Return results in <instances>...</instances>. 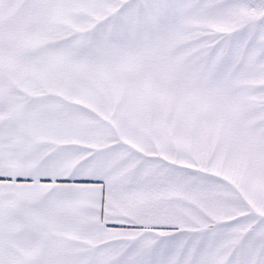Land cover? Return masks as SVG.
I'll use <instances>...</instances> for the list:
<instances>
[{"label":"crops","instance_id":"0c3cea01","mask_svg":"<svg viewBox=\"0 0 264 264\" xmlns=\"http://www.w3.org/2000/svg\"><path fill=\"white\" fill-rule=\"evenodd\" d=\"M77 1L89 17L109 11L104 21L117 4ZM42 2L15 13L30 27H105ZM237 11L247 22L242 0ZM27 39L24 65L0 68V264H264V175L239 191L224 167L195 160L180 119L147 124L116 89L89 83L98 65L114 74L113 51H69L79 74L36 69L39 43Z\"/></svg>","mask_w":264,"mask_h":264},{"label":"rangeland","instance_id":"374dc122","mask_svg":"<svg viewBox=\"0 0 264 264\" xmlns=\"http://www.w3.org/2000/svg\"><path fill=\"white\" fill-rule=\"evenodd\" d=\"M38 1L66 5V15L84 16L75 19L76 25L103 21L105 27L67 26L73 21L30 27L21 12L15 13L30 0H0V9L5 10L0 11V49L15 47L0 54V68L24 65L27 35L39 43L31 52L36 69L71 72L73 65L67 63L74 58L65 57L113 51L115 75L113 69L98 65L96 73L87 76L89 83L116 89L119 101L129 99V106L143 113L147 124L158 125L165 117L168 129L175 117L180 119L182 143L197 145L191 152L195 160L224 167L237 184L249 183L250 172L264 175V0H242L250 11L247 22L239 18L238 0L227 5L222 0H116L110 5V21L103 19L109 11L89 17L77 0ZM82 47L86 48L79 51ZM74 77L73 83H79ZM251 130L262 135L244 134ZM213 212L220 213L215 203ZM257 216L264 218L259 212Z\"/></svg>","mask_w":264,"mask_h":264}]
</instances>
